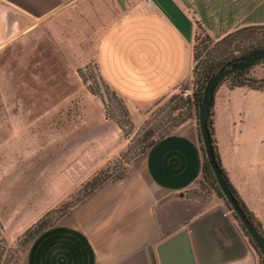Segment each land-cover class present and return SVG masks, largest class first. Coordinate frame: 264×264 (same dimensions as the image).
Instances as JSON below:
<instances>
[{
	"label": "crops",
	"instance_id": "crops-1",
	"mask_svg": "<svg viewBox=\"0 0 264 264\" xmlns=\"http://www.w3.org/2000/svg\"><path fill=\"white\" fill-rule=\"evenodd\" d=\"M79 1L0 0V46L52 23ZM112 1L116 14L96 62L134 117L189 82L199 29L218 42L264 26V0ZM211 113L227 177L264 230V92L223 83ZM204 162L199 125L191 118L146 152L137 173L99 189L42 232L24 264H161L159 247L184 231L196 264H259L224 199L215 192L207 200L188 196L203 180Z\"/></svg>",
	"mask_w": 264,
	"mask_h": 264
},
{
	"label": "rangeland",
	"instance_id": "rangeland-1",
	"mask_svg": "<svg viewBox=\"0 0 264 264\" xmlns=\"http://www.w3.org/2000/svg\"><path fill=\"white\" fill-rule=\"evenodd\" d=\"M112 4L81 0L52 23L0 46V264H24L40 220L61 223L99 189L137 173L151 145L186 115L198 122L197 75L227 44L214 46L199 29L189 82L134 117L96 62L100 38L116 14ZM254 33L264 47V29ZM239 45L228 47L223 66L245 56ZM250 76L264 78V61ZM213 187L201 180L187 193L207 200Z\"/></svg>",
	"mask_w": 264,
	"mask_h": 264
},
{
	"label": "water",
	"instance_id": "water-1",
	"mask_svg": "<svg viewBox=\"0 0 264 264\" xmlns=\"http://www.w3.org/2000/svg\"><path fill=\"white\" fill-rule=\"evenodd\" d=\"M264 60V47L262 49L253 51L248 55L235 61L233 64L223 66L216 72L206 84L203 92L202 101L199 106L198 123L201 135V141L205 150V157L209 166L215 176L217 185L224 195V198L232 208L241 224L245 227L246 231L256 244L261 254L264 257V236L259 230L249 221L245 212L237 202L234 194L232 193L224 175L219 167L212 144V139L209 130V118L214 103L215 92L223 81L230 75L250 69ZM161 264H196L191 243L187 232H182L177 236L171 238L158 249ZM173 255V256H172ZM178 258V259H176Z\"/></svg>",
	"mask_w": 264,
	"mask_h": 264
},
{
	"label": "trees",
	"instance_id": "trees-1",
	"mask_svg": "<svg viewBox=\"0 0 264 264\" xmlns=\"http://www.w3.org/2000/svg\"><path fill=\"white\" fill-rule=\"evenodd\" d=\"M259 29H264V26H253V27H245L242 29H239L231 34H229L228 36H226L225 38H223L222 40L215 42L213 39H211V37L205 33L204 30H202L205 33L206 39L209 40L214 46H222V45H226V48L224 49L223 52L220 53L219 58L217 61L213 60H207L205 62H203V65L201 66V71H199V74L197 75L198 78V83H199V87L194 95H193V104L198 107L202 101V97H203V92L205 90L206 84L208 83L209 79L216 73L218 72L221 67L225 64V62L227 61V54H228V47H230L234 42L239 41V47L240 50L242 51L243 55H246L248 53H251L253 51L259 50L263 47V43H261V41H255V33L254 31L259 30ZM248 41V43H246V41ZM201 56L199 55H195V59H200ZM223 57H226L225 59H222ZM264 61V60H263ZM261 61V62H263ZM260 63V62H259ZM252 70V68L250 69H246L244 71H239L236 72L230 76H228L223 83H227V85L231 88H241V87H247L253 90H257V91H261L264 92V78L259 79L256 77H252L250 76V71ZM222 83V84H223ZM178 110V109H176ZM213 114L211 113L210 118H209V130H210V135H211V139H212V144L214 147V153H215V157L217 160V163L219 165V167L221 168V170L223 171V175L232 191V193L234 194L237 202L239 203V205L241 206L242 210L245 212L246 216L248 217L249 221L259 230V232L264 236V230L261 226V223L256 219V217L254 216V214L247 208L246 204L244 203V201L242 200V198L240 197L239 193L237 192V190L232 186V184L230 183L227 174L223 168L222 165V161H221V157L218 151V147H217V143L215 140V131H214V121L212 119ZM193 118L191 115H186L181 122L177 123L174 126V129L178 128L181 124L185 123L187 120ZM199 125V123H198ZM172 133V132H171ZM170 134V133H169ZM167 134V135H169ZM166 135V136H167ZM165 137V136H164ZM163 137V138H164ZM162 139V138H160ZM159 139V140H160ZM158 141V140H157ZM156 141V142H157ZM154 142L151 147L156 143ZM150 147V148H151ZM149 148V149H150ZM203 152L205 153L204 147H203ZM124 176H121L119 178V180L123 179ZM203 181L204 182H208V181H212L214 184V191L215 193L220 197L224 199V195L222 194V192L220 191L215 176L209 166V163L205 157V162H204V167H203ZM98 185V184H97ZM100 185V184H99ZM236 216V215H235ZM237 218V216H236ZM237 220L239 221V219L237 218ZM240 222V221H239ZM241 223V222H240ZM242 225V224H241ZM52 226H47L45 220H40L37 224L36 227L34 229L33 232H35L36 236L34 238V240L42 233L44 232L46 229L50 228ZM242 227L244 228V230L246 231L245 227L242 225ZM247 233V231H246ZM248 234V233H247ZM248 236H250L248 234ZM251 238V237H250ZM33 240V241H34ZM251 242L253 243V245L256 247V244L253 242L252 238H251Z\"/></svg>",
	"mask_w": 264,
	"mask_h": 264
},
{
	"label": "built area",
	"instance_id": "built-area-1",
	"mask_svg": "<svg viewBox=\"0 0 264 264\" xmlns=\"http://www.w3.org/2000/svg\"><path fill=\"white\" fill-rule=\"evenodd\" d=\"M191 91H186L184 94H183V96L185 97V98H188V97H190L191 96Z\"/></svg>",
	"mask_w": 264,
	"mask_h": 264
}]
</instances>
